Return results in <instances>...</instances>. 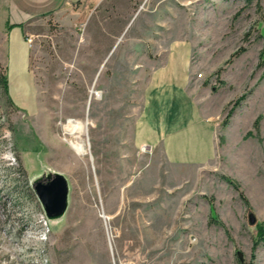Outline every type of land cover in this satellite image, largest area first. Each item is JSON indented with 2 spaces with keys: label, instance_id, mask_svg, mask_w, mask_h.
Instances as JSON below:
<instances>
[{
  "label": "rangeland",
  "instance_id": "obj_1",
  "mask_svg": "<svg viewBox=\"0 0 264 264\" xmlns=\"http://www.w3.org/2000/svg\"><path fill=\"white\" fill-rule=\"evenodd\" d=\"M4 6L0 264H264V0H72L27 22L31 61L21 26L4 35ZM176 42L192 47L189 91L217 124L205 166L134 141ZM70 119L89 124L87 155L66 140ZM51 173L70 185L54 221L33 188Z\"/></svg>",
  "mask_w": 264,
  "mask_h": 264
},
{
  "label": "crops",
  "instance_id": "obj_2",
  "mask_svg": "<svg viewBox=\"0 0 264 264\" xmlns=\"http://www.w3.org/2000/svg\"><path fill=\"white\" fill-rule=\"evenodd\" d=\"M70 1L5 0L4 35L20 25H24L25 32L27 22L56 12ZM24 36L27 39L26 32ZM29 49L31 61L32 48ZM191 60L188 42H176L170 47L164 62L151 73L144 109L134 129L138 148L161 151L167 162L176 166H205L216 159L219 149L215 120L202 113L189 91Z\"/></svg>",
  "mask_w": 264,
  "mask_h": 264
},
{
  "label": "water",
  "instance_id": "obj_3",
  "mask_svg": "<svg viewBox=\"0 0 264 264\" xmlns=\"http://www.w3.org/2000/svg\"><path fill=\"white\" fill-rule=\"evenodd\" d=\"M34 191L38 196L49 220H58L65 216L69 208V181L61 173L44 175L35 181Z\"/></svg>",
  "mask_w": 264,
  "mask_h": 264
},
{
  "label": "bare ground",
  "instance_id": "obj_4",
  "mask_svg": "<svg viewBox=\"0 0 264 264\" xmlns=\"http://www.w3.org/2000/svg\"><path fill=\"white\" fill-rule=\"evenodd\" d=\"M93 94H95L94 91ZM88 126L87 122L70 119L65 127L66 134L71 136V139H66L67 142L80 155H87L89 153V143L84 139L88 133Z\"/></svg>",
  "mask_w": 264,
  "mask_h": 264
},
{
  "label": "trees",
  "instance_id": "obj_5",
  "mask_svg": "<svg viewBox=\"0 0 264 264\" xmlns=\"http://www.w3.org/2000/svg\"><path fill=\"white\" fill-rule=\"evenodd\" d=\"M248 3L253 2V0H246ZM22 28H24V25H20ZM5 76H1L0 82L2 83V85L4 86L5 90L8 92V80L6 77V69H5ZM9 94V92H8ZM11 103L14 105L13 101L10 99ZM230 181V180H229ZM243 197V196H242ZM258 236H259V241H257L258 243H264V224L262 226H260L259 230H258Z\"/></svg>",
  "mask_w": 264,
  "mask_h": 264
},
{
  "label": "built area",
  "instance_id": "obj_6",
  "mask_svg": "<svg viewBox=\"0 0 264 264\" xmlns=\"http://www.w3.org/2000/svg\"><path fill=\"white\" fill-rule=\"evenodd\" d=\"M27 42H28V44H29V46L32 48L33 47V44H34V39H33V37H31V36H27ZM197 77L199 78V79H201V78H203V74H198L197 75ZM141 150L143 151V152H148V151H150L151 149L150 148H148V147H146V146H144L143 148H141Z\"/></svg>",
  "mask_w": 264,
  "mask_h": 264
}]
</instances>
